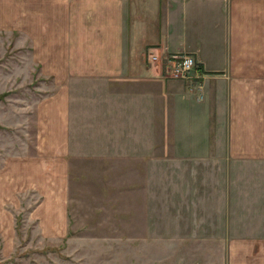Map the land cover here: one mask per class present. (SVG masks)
I'll list each match as a JSON object with an SVG mask.
<instances>
[{
	"label": "rangeland",
	"instance_id": "rangeland-1",
	"mask_svg": "<svg viewBox=\"0 0 264 264\" xmlns=\"http://www.w3.org/2000/svg\"><path fill=\"white\" fill-rule=\"evenodd\" d=\"M25 46L0 34V264H264V160L225 133H38L54 89Z\"/></svg>",
	"mask_w": 264,
	"mask_h": 264
},
{
	"label": "crops",
	"instance_id": "crops-1",
	"mask_svg": "<svg viewBox=\"0 0 264 264\" xmlns=\"http://www.w3.org/2000/svg\"><path fill=\"white\" fill-rule=\"evenodd\" d=\"M3 33L53 84L38 133H225L228 155L264 160V0H0ZM151 53L201 73L169 78Z\"/></svg>",
	"mask_w": 264,
	"mask_h": 264
},
{
	"label": "built area",
	"instance_id": "built-area-1",
	"mask_svg": "<svg viewBox=\"0 0 264 264\" xmlns=\"http://www.w3.org/2000/svg\"><path fill=\"white\" fill-rule=\"evenodd\" d=\"M149 62L162 64L163 70L169 78L188 79L201 73L197 59L191 54H181L174 57L161 58L157 54H150Z\"/></svg>",
	"mask_w": 264,
	"mask_h": 264
},
{
	"label": "trees",
	"instance_id": "trees-1",
	"mask_svg": "<svg viewBox=\"0 0 264 264\" xmlns=\"http://www.w3.org/2000/svg\"><path fill=\"white\" fill-rule=\"evenodd\" d=\"M200 70V69H199Z\"/></svg>",
	"mask_w": 264,
	"mask_h": 264
}]
</instances>
